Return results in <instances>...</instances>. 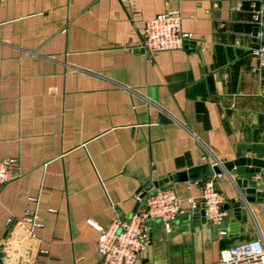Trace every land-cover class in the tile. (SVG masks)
I'll return each mask as SVG.
<instances>
[{
  "label": "crops",
  "instance_id": "1",
  "mask_svg": "<svg viewBox=\"0 0 264 264\" xmlns=\"http://www.w3.org/2000/svg\"><path fill=\"white\" fill-rule=\"evenodd\" d=\"M168 8L189 43L143 52V21ZM259 11L264 0H0V160H17L0 192L2 264H97L87 219L126 218L140 188L198 166L162 185L181 212L169 231L150 222L136 264H211L221 249L264 236V202L242 206L238 234L223 237L188 202L216 163L264 160V66L250 51ZM237 176L216 177L228 230ZM28 208L41 226L20 259L15 221Z\"/></svg>",
  "mask_w": 264,
  "mask_h": 264
},
{
  "label": "built area",
  "instance_id": "2",
  "mask_svg": "<svg viewBox=\"0 0 264 264\" xmlns=\"http://www.w3.org/2000/svg\"><path fill=\"white\" fill-rule=\"evenodd\" d=\"M133 14H138L132 9ZM258 31L256 38L258 45L251 48L258 66H264V30L262 27L264 16L259 11ZM191 34L182 30L181 15L177 9L168 8L152 18L143 21V38L139 48L148 54L157 51L182 49L187 46ZM15 158L0 160V192L14 177L16 168ZM221 173L200 179L201 195L199 201L189 198V205L197 214L203 209L206 221L218 226V236L223 237L228 229L221 227L226 216L223 209L224 199L216 187V177ZM264 183V182H263ZM36 201V198H29ZM135 210L126 218L114 216L106 226H100L93 220L87 223L98 231L96 242L97 253L100 259L97 264H136L140 258L146 257L151 244L150 222L160 220L166 231L181 212L179 198L172 187L154 186L151 182L140 188L134 194ZM14 220L7 219V223ZM22 235L13 240L18 258L24 254L32 256V242L37 239L35 229L41 226L36 208H28L15 221ZM25 238L27 243L24 242ZM37 250V249H36ZM44 252L43 249H38ZM211 264H264V236L237 243L219 251L217 259Z\"/></svg>",
  "mask_w": 264,
  "mask_h": 264
},
{
  "label": "water",
  "instance_id": "3",
  "mask_svg": "<svg viewBox=\"0 0 264 264\" xmlns=\"http://www.w3.org/2000/svg\"><path fill=\"white\" fill-rule=\"evenodd\" d=\"M204 169L205 166H198L195 168H191L188 171L178 172L175 175L169 176L163 180L158 182H153L154 186H162L164 183L175 180V181H185L188 179V176H195L196 172L200 169ZM264 169V160L259 158H251V157H239L232 161H226L222 164H215L213 166V170L215 173H226L228 171L234 170V172L238 175L234 180V183L237 187V193L239 196L238 200L231 201V208L233 210V217L229 220V235H237L239 231L240 220H246V214L241 212L242 206L248 209V203L250 202H264V183L256 187V180L252 178V176L256 174H262ZM252 184H251V183ZM230 208V205L223 204V209L227 210ZM203 209L200 210L199 216L202 220H205L203 217ZM2 252L0 251V264H2Z\"/></svg>",
  "mask_w": 264,
  "mask_h": 264
}]
</instances>
